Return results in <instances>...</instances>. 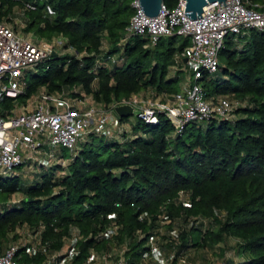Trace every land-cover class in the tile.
Masks as SVG:
<instances>
[{
  "label": "trees",
  "instance_id": "trees-1",
  "mask_svg": "<svg viewBox=\"0 0 264 264\" xmlns=\"http://www.w3.org/2000/svg\"><path fill=\"white\" fill-rule=\"evenodd\" d=\"M132 1L0 0V21L7 22L15 7L33 2L36 9L24 12L23 31L53 46L23 72L22 93L2 97L1 110L25 103L40 89L88 96L106 109L135 94L178 92L183 72L190 76L180 56L190 37L161 36L154 45L145 34L123 40ZM164 4L173 8L177 0ZM219 61L216 72L204 71L199 82L208 99L246 102L230 120L191 121L176 131L162 113L157 123L131 115L133 122L118 136L89 132L65 169L41 168L28 184L24 162L0 176V252L26 228L33 239L18 242L15 261L56 259L75 229V252L66 254L70 264H89L92 253L105 255L113 245L125 247L126 264H139L151 237L166 224L176 226L179 242L170 245L177 254L233 238L237 264H264V32L228 35ZM172 67L177 69L170 74ZM16 193L24 196L11 203ZM32 243L37 248L28 254Z\"/></svg>",
  "mask_w": 264,
  "mask_h": 264
},
{
  "label": "built area",
  "instance_id": "built-area-1",
  "mask_svg": "<svg viewBox=\"0 0 264 264\" xmlns=\"http://www.w3.org/2000/svg\"><path fill=\"white\" fill-rule=\"evenodd\" d=\"M224 3L225 6L223 0L210 2L204 6L201 17L190 19L185 14V0H177L173 8L163 4L156 16L144 14L138 0H133L134 12L123 40L131 35L145 34L150 45H154L161 36H189L190 44L180 54L190 72L188 84L178 92L162 97L135 94L108 109L98 103L87 106L85 99L73 100L66 92H47L44 89L29 102L31 108L15 105L7 112L0 108V176H8L14 167L37 159L36 155L44 146L66 148L72 152L89 132L108 134L107 123L116 122L119 118L114 110L118 105H130L136 112L135 116L147 123H157L158 114L162 113L176 131L191 121L212 117L230 120L234 110L245 106L246 102L227 96L208 99L199 79L204 71L216 72L220 63L219 51L228 35L239 37L250 29L264 32V4L249 0H225ZM17 8L24 16L25 11L35 10L36 5L24 2ZM45 9L48 15L54 14L49 4ZM52 52L51 43H35L19 35L10 22L0 21V100L3 96L16 98L22 93L20 78L23 72ZM48 157H53L51 151ZM18 247L13 243L0 252V264H19L14 259ZM36 248L34 244L29 246L27 253L35 252ZM35 264H61V261L52 256ZM116 264L126 262L120 260Z\"/></svg>",
  "mask_w": 264,
  "mask_h": 264
},
{
  "label": "rangeland",
  "instance_id": "rangeland-1",
  "mask_svg": "<svg viewBox=\"0 0 264 264\" xmlns=\"http://www.w3.org/2000/svg\"><path fill=\"white\" fill-rule=\"evenodd\" d=\"M12 19L10 23L13 25L15 30L19 35H22L35 43L43 44L49 43L45 39H41L36 36L34 33H24L23 28L26 26V22L24 20V16L20 15L18 12V8L15 7L12 12ZM235 37V36H234ZM177 68L172 67L170 72L175 73ZM183 76L179 79V87L182 88L188 84L189 77L187 73L182 74ZM30 99H27L25 103H23L22 107L31 108V104H29ZM130 118H135L130 116ZM134 120V119H132ZM124 128V127H123ZM118 132V131H117ZM116 132V136L118 133ZM111 135V134H110ZM83 141V140H82ZM81 143V142H80ZM79 143V144H80ZM51 151L53 157H48V152ZM62 153L64 155L62 156ZM72 154L66 148L61 147H47L44 146L40 153L36 155L37 159L27 160L24 163V166L21 167L22 177L29 183H31L41 171V168H47L50 165L60 164L64 169L70 162ZM65 158L64 160L62 158ZM43 166V167H42ZM20 173V172H19ZM24 194L16 193L14 194L10 202H18ZM167 225L164 224L161 226L160 232L151 237L148 248L149 251H146L142 254V257L139 261V264H237L240 260L233 251V245L235 244V239H230L227 243H220L213 247H197V248H188L182 250L177 254L176 248L173 245H170V242H179L176 233V226L168 229ZM71 233L70 238L65 240V244L63 249L59 253L60 256L56 258L57 261H61V264H70L68 257L66 254L69 253L72 248V244L76 238V230ZM20 239L17 241H25L32 240V234L26 230V228L21 229L20 231ZM23 239V240H22ZM35 245V243H32ZM173 246V247H172ZM125 247L112 246V248L105 255H99L92 253L91 258L89 259V264H112L113 262L116 264L118 261H126L124 257Z\"/></svg>",
  "mask_w": 264,
  "mask_h": 264
},
{
  "label": "water",
  "instance_id": "water-1",
  "mask_svg": "<svg viewBox=\"0 0 264 264\" xmlns=\"http://www.w3.org/2000/svg\"><path fill=\"white\" fill-rule=\"evenodd\" d=\"M213 1L215 0H185V14L190 19L199 18V16L201 17L204 6ZM219 1L222 0H218V2ZM224 1L225 0H223V4L225 6L226 4ZM138 2L144 14L148 16H156L164 4V0H138ZM114 110L119 117H127L136 114L130 105H118Z\"/></svg>",
  "mask_w": 264,
  "mask_h": 264
},
{
  "label": "crops",
  "instance_id": "crops-1",
  "mask_svg": "<svg viewBox=\"0 0 264 264\" xmlns=\"http://www.w3.org/2000/svg\"><path fill=\"white\" fill-rule=\"evenodd\" d=\"M170 74H171V72H170ZM42 89H40L35 95H33L32 97H30L29 99H30V102L32 101V100H34L36 97H37V95L39 94V92L41 91ZM73 100L75 99V98H72ZM82 99H85V105H91V104H93L94 102L88 97V96H84V97H82ZM22 105L23 104H16V106L17 107H22ZM133 119V118H132ZM131 118H130V120H128V121H125V122H119V120H116V122L114 121H110V122H108L107 123V125H106V131L108 132V134L110 135H115L116 134V132L118 131V130H120V128H123V127H125V128H128V126H130V121H132L133 122V120H132ZM63 159V158H62ZM74 230L72 229L71 230V233L73 232ZM71 235V234H70ZM79 237V235H78V233H77V230H76V238H75V240L77 239ZM70 238V237H69ZM74 240V241H75ZM63 249V248H62ZM61 249V250H62ZM61 252V251H60ZM59 252V253H60ZM75 252V249L72 247L71 249H70V251H69V254H73ZM58 253V254H59ZM66 257H68V260H69V257H70V255L69 256H66ZM112 264H115L114 262L112 263Z\"/></svg>",
  "mask_w": 264,
  "mask_h": 264
}]
</instances>
